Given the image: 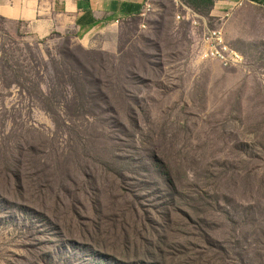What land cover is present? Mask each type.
Instances as JSON below:
<instances>
[{
	"label": "rangeland",
	"instance_id": "rangeland-1",
	"mask_svg": "<svg viewBox=\"0 0 264 264\" xmlns=\"http://www.w3.org/2000/svg\"><path fill=\"white\" fill-rule=\"evenodd\" d=\"M180 1L101 48L0 19V264H264V43Z\"/></svg>",
	"mask_w": 264,
	"mask_h": 264
},
{
	"label": "crops",
	"instance_id": "crops-1",
	"mask_svg": "<svg viewBox=\"0 0 264 264\" xmlns=\"http://www.w3.org/2000/svg\"><path fill=\"white\" fill-rule=\"evenodd\" d=\"M220 2L230 5L222 26L234 49L245 56L243 45L264 43L263 22L244 16L251 10L264 12V0ZM162 16L159 0H0L1 20L17 24L39 39L55 36L87 48H101L97 39L106 35L116 44L124 26L144 27L150 19ZM171 18L173 23L177 21L175 13Z\"/></svg>",
	"mask_w": 264,
	"mask_h": 264
},
{
	"label": "built area",
	"instance_id": "built-area-1",
	"mask_svg": "<svg viewBox=\"0 0 264 264\" xmlns=\"http://www.w3.org/2000/svg\"><path fill=\"white\" fill-rule=\"evenodd\" d=\"M177 8H186L180 0H172ZM243 0H239L238 3H241ZM187 17V19L192 17V12L187 9L185 14L176 15L177 19ZM194 22V21H193ZM207 48L204 50V55L208 57H214L225 64H242L244 62V56L238 51L231 48V46L226 42L224 33L221 29L211 30L205 36V41Z\"/></svg>",
	"mask_w": 264,
	"mask_h": 264
},
{
	"label": "trees",
	"instance_id": "trees-1",
	"mask_svg": "<svg viewBox=\"0 0 264 264\" xmlns=\"http://www.w3.org/2000/svg\"><path fill=\"white\" fill-rule=\"evenodd\" d=\"M210 1H213V0H210Z\"/></svg>",
	"mask_w": 264,
	"mask_h": 264
}]
</instances>
